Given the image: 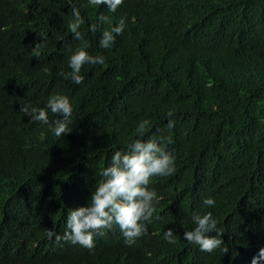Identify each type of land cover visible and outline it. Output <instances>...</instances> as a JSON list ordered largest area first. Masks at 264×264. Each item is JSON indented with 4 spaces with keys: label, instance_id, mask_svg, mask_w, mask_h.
I'll use <instances>...</instances> for the list:
<instances>
[{
    "label": "trees",
    "instance_id": "obj_1",
    "mask_svg": "<svg viewBox=\"0 0 264 264\" xmlns=\"http://www.w3.org/2000/svg\"><path fill=\"white\" fill-rule=\"evenodd\" d=\"M74 7L85 21L86 50L106 58L82 67L81 84L61 75L83 46L69 31ZM28 8L38 18L25 14ZM43 11L51 13L48 21ZM121 17L122 33L101 48L102 32ZM8 49L19 73L11 72L2 114L19 116V142L29 128L42 144L11 179L16 194L0 202V264H56L68 248L46 232L69 231L67 215L87 204L100 170L115 151L127 150L144 120L151 127L143 139L163 137L175 157L174 174L153 176L148 185L159 198L153 220L161 212L166 226L181 228L194 212L209 210L224 244L206 255L150 235L130 248L114 224L104 231L112 235L108 243L71 253L66 264H241L248 246L258 255L264 247V0H123L115 12L89 0H19V43ZM55 94L68 96L73 107L71 132L59 138L20 110L44 107ZM48 114L50 121L61 118ZM206 197L214 206L203 205Z\"/></svg>",
    "mask_w": 264,
    "mask_h": 264
},
{
    "label": "clouds",
    "instance_id": "obj_2",
    "mask_svg": "<svg viewBox=\"0 0 264 264\" xmlns=\"http://www.w3.org/2000/svg\"><path fill=\"white\" fill-rule=\"evenodd\" d=\"M91 5H106L108 10L115 12L123 0H89ZM44 12V11H43ZM25 14L38 18L28 8ZM51 13L44 12L42 19L48 21ZM106 22L108 18L101 15L98 18ZM85 23L77 8H73V19L69 23V31L75 39L83 42V46L77 48L69 58L70 72L61 73L64 79L76 84L83 83L84 77L81 69L85 64H104V56H92L86 50L89 47L84 33L80 30ZM125 19L121 17L118 23L102 32L100 40L101 48L112 47L115 36L120 35L125 28ZM95 31V25L91 26ZM42 39L46 40L45 37ZM19 43V0H0V156L2 157L1 170L3 178L0 179V202H5L10 194H16L17 189L12 180L19 176V165L26 166L31 158L29 151L42 144L29 128L22 134L19 142V116L8 117L2 114L4 109L3 99L9 94L8 82L11 72L19 73V65L12 58L8 45ZM42 45L37 43L36 49ZM38 57L40 52L35 51ZM31 120L40 122L49 127L56 137L64 136L71 132L68 125L72 123L73 107L70 98L66 95L55 94L49 97L44 107H33L25 104L20 109ZM49 110L60 119H49ZM169 116L172 113H168ZM168 126H173L169 120ZM150 121L144 120L136 128L137 137L133 139L126 151H115L108 166L100 170L102 180L99 181L91 193L86 205L74 208L66 218L69 231L63 236L55 234L52 230L46 232L51 240L55 236L56 243L61 240L62 247L68 248L67 252H59L53 259L56 264H66L67 257L74 252L91 253L108 243L112 235L104 232L118 225L122 236L117 237L126 246L137 248L150 235L158 236L162 241L175 244L182 241L189 247L210 255L218 252L225 241L222 233L217 229V220L209 210L203 214L194 212L187 225L177 228L168 227L162 221V213L153 220L156 213V203L159 202L155 190L149 189L153 176H171L175 172V157L163 146V137H143L150 130ZM171 143V138H167ZM12 179V180H11ZM27 187L31 186V180L26 181ZM12 196V198H13ZM215 200L206 197L203 200L205 207L214 206ZM158 221V222H157ZM157 222V223H155ZM216 232L217 235H211ZM225 235V233L223 234ZM219 237V238H218ZM227 241V236H226ZM223 254L229 252V248H222ZM264 261V247L259 249L258 255L253 256L252 246L246 247L241 264H258Z\"/></svg>",
    "mask_w": 264,
    "mask_h": 264
}]
</instances>
